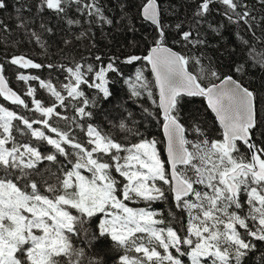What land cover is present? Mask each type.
Segmentation results:
<instances>
[{
	"label": "snow or ice",
	"instance_id": "1",
	"mask_svg": "<svg viewBox=\"0 0 264 264\" xmlns=\"http://www.w3.org/2000/svg\"><path fill=\"white\" fill-rule=\"evenodd\" d=\"M214 4L222 6L218 11L227 21L220 27L234 25L253 38L259 30V39L264 41V0H198L193 13L197 27L207 21ZM7 7V0H0V10ZM37 7L64 17L75 8L113 23L99 0H39ZM23 8L16 9L17 26L22 28L26 26ZM140 14L155 27L158 38L146 55H129L124 63L146 62L153 80L140 68L127 83L136 98L146 94L152 99L153 88L158 90L167 159H162L156 140L141 138L122 144L88 122L93 116L90 107L114 95L109 81L110 73L119 72L114 62L98 69L90 64L86 69L81 64L64 68L69 80L63 84L66 96L51 82L39 80V86L55 98L53 106L32 100L39 119L0 107V264H81L84 249L75 246L74 238L87 221L101 215L99 236L92 239L110 237L123 250L119 264H185V257L190 264H242L256 247L253 241L264 242V140L260 144L255 140L257 133L264 137V117L257 108L256 91L245 86L242 77L235 78L245 73V66L233 62L222 73L209 61L206 69L201 66L194 74L189 66L193 62L201 65V57L186 56L166 45L168 32L159 0H145ZM79 22L67 19L70 25ZM208 27L220 35V27ZM0 29L9 30L2 20ZM176 29L179 41L186 45L208 43L198 31L184 30L181 24ZM236 35L243 45L251 44L239 32ZM259 62L264 65V57ZM10 63L22 69L43 67L24 56H13ZM3 73L0 65V97L28 109L29 104L8 86ZM18 79L28 82L39 77L21 74ZM82 86L97 90L98 98L90 99ZM35 92L29 87L27 96L34 97ZM185 97L206 100L223 130L222 139H211L199 123L185 126L180 113ZM57 107H71L74 115L62 116ZM53 117L63 119L65 128L53 126ZM34 124L43 125L44 130ZM73 126L86 135V143L72 134ZM120 128H125L123 122ZM189 130L196 134L194 140L187 138ZM127 131L140 135L132 128ZM17 133L46 143L52 150L45 153L34 144L21 143ZM44 162L57 166L59 174L45 169L56 177L55 184L44 179ZM169 194L187 216L186 224L181 223L182 217L176 218L180 228L165 225L151 210L152 202L167 199ZM134 200L145 201L148 207H129L126 201Z\"/></svg>",
	"mask_w": 264,
	"mask_h": 264
},
{
	"label": "trees",
	"instance_id": "2",
	"mask_svg": "<svg viewBox=\"0 0 264 264\" xmlns=\"http://www.w3.org/2000/svg\"><path fill=\"white\" fill-rule=\"evenodd\" d=\"M99 2L104 15L113 21L112 24L104 23L99 17H90L77 12L75 8L69 11L67 17H64L51 10L41 12L37 7L39 0H7L8 7L0 10V20L9 29L8 31L0 29V64L4 68L3 74L9 85L23 96L25 102L29 104V108L9 106L1 99L0 107H6L30 119H39L40 115L35 113L32 100L39 99L45 106H53L55 99L47 89L39 86V80L51 82L66 96V92H63V84L68 83L69 80L64 68L81 64L86 69L90 64L94 69H98L101 66H106L109 62H114L119 69V72L109 74L110 88L114 95L108 100L100 99L97 107H90L89 110L93 112V116L88 122L99 127L104 133L122 144L136 143L141 138L156 140L161 157L165 159L162 119L158 108L156 89L153 88L152 99H149L146 94L136 98L131 96L127 83L129 79L134 80L135 73L140 68H143L145 76L150 81L153 80L149 67L144 61H137L131 65L124 63L125 58L129 55L141 57L146 55L149 47L154 45V39L158 38L155 27L144 21L140 15L141 5L145 0H99ZM159 2L163 9V18L168 32L166 45L186 56L201 57V65H196L193 62L189 66V71L194 74L199 73L201 66L206 69L209 61L222 73L228 72V65L233 62L243 64L245 73H237L235 78L242 77L245 86L256 91L257 108L260 115L264 117V65L259 62L261 57H264V41L259 39L260 31L257 30L256 38H253L250 32L234 25H228L227 28L220 27L227 24V21L218 11L222 7L218 4L212 6L213 11L207 17V21L197 27L193 22V13L198 0H159ZM121 3L125 5L123 9ZM21 5L24 6L22 17L26 24L23 28L17 26L19 21L16 9ZM257 14H259V9ZM67 19H75L80 22L70 25L67 23ZM177 24H181L184 30L198 31L200 38L206 39L208 43L194 47L191 44L186 45L180 42L176 29ZM208 25L220 27V35L211 33ZM46 29H51V31ZM33 32L39 37V41L36 36L32 35ZM236 32H239L244 39L251 41V44L243 45ZM13 56H25L42 64L43 67L38 70L20 69L17 65L10 63ZM97 56L101 58L99 61L96 59ZM49 64L53 67L49 68ZM21 74L36 76L39 79L28 82L20 81L18 76ZM89 76L91 79L94 77V73ZM29 87L36 89L34 97L27 96ZM82 88L90 99L98 98L97 90L87 88V86H82ZM153 99L156 100L155 104ZM56 103L58 104V102ZM144 109H148V112H145ZM57 111L62 116L71 117L74 115L71 107H57ZM180 113L186 127L199 123L201 127L205 128L211 139H222V131L203 98L185 97L181 101ZM193 116L197 117V120L191 119ZM122 122L125 124L124 129L120 128ZM51 123L53 126L65 128L63 119L53 117ZM80 123H84V121H80ZM34 127L44 130L43 125L34 124ZM128 128L138 131L140 135H132L127 131ZM48 134L54 136V134ZM72 134L81 143H86L87 137L79 128L73 126ZM186 135L189 140L196 138V134L191 130ZM17 140L21 143L34 144L45 153L52 150L51 146L46 143L42 144L30 136H21L17 133ZM255 140L260 144L264 137L257 133ZM61 159L63 158L61 157ZM49 167L51 172L59 174L57 166L50 165L49 162H44L41 165V173L49 183L55 184L56 177L45 170ZM167 187V185L164 186L166 190ZM171 199L169 194L167 199L152 202L151 210L156 211L162 205V211L166 215L169 214L172 202H174ZM126 203L129 207L140 205L148 207V203L145 201L139 203L126 201ZM100 219L101 216H98L87 221L79 235L74 238L75 246L84 249L81 264H92L93 261H99L100 264H119V255L124 254L123 250L118 249L110 237L92 239L93 236H99ZM167 219L165 218V225L170 224V220ZM182 221L181 223H183ZM253 243L256 247L248 252L242 264H264V242L253 241Z\"/></svg>",
	"mask_w": 264,
	"mask_h": 264
},
{
	"label": "flooded vegetation",
	"instance_id": "3",
	"mask_svg": "<svg viewBox=\"0 0 264 264\" xmlns=\"http://www.w3.org/2000/svg\"><path fill=\"white\" fill-rule=\"evenodd\" d=\"M172 200L174 199L172 198L171 201ZM159 210H160V213H157L158 219H163L165 221V218H168L170 220L171 226L177 227L179 225L177 223V219H176L177 217H182V220H183L182 222L186 224V219H187L186 213L180 212V210H178L175 207V202H172V206H171L169 214L166 215V213L162 211V205H160Z\"/></svg>",
	"mask_w": 264,
	"mask_h": 264
},
{
	"label": "water",
	"instance_id": "4",
	"mask_svg": "<svg viewBox=\"0 0 264 264\" xmlns=\"http://www.w3.org/2000/svg\"><path fill=\"white\" fill-rule=\"evenodd\" d=\"M141 11V10H140ZM141 15V14H140ZM142 17V16H141ZM142 19H143V17H142ZM144 20V19H143ZM145 21V20H144ZM148 23H150L151 24V22H149V21H147ZM153 45H151L150 47H149V49L152 47ZM168 47H170L169 45H167ZM172 48V47H171ZM148 49V50H149ZM174 51H177V50H175L174 48H172ZM178 52V51H177ZM25 57V56H24ZM25 58H27V57H25ZM29 59V58H28ZM33 62H35V61H33ZM35 63H37V62H35ZM1 65V64H0ZM19 67V66H18ZM149 67V70H150V66H148ZM20 68V67H19ZM22 69V68H21ZM29 70H38V69H29ZM151 72V71H150ZM152 75V74H151ZM152 78H153V76H152ZM6 79V78H5ZM6 81H7V79H6ZM8 82V81H7ZM8 86L13 90V91H15V92H17L14 88H12L10 85H9V83H8ZM156 93H157V102L159 101V96H158V90H156ZM17 94L18 95H21L19 92H17ZM22 97V96H21ZM1 98V100L2 101H4L5 103H7L8 105H13L10 101H6V100H4V98L3 97H0ZM23 98V97H22ZM24 99V98H23ZM205 101V104H206V106H207V102H206V100H204ZM16 106V105H15ZM210 112H211V110L210 109H208ZM159 111H160V115H161V119H162V135H163V139H164V157H165V160L167 159V152H166V138H165V136H164V132H163V114H162V110H160L159 109ZM212 115L214 116V119H215V114L214 113H212ZM216 123L218 124V126L220 127V125H219V123H218V121H216ZM221 129V128H220ZM221 131L223 132V130L221 129Z\"/></svg>",
	"mask_w": 264,
	"mask_h": 264
},
{
	"label": "rangeland",
	"instance_id": "5",
	"mask_svg": "<svg viewBox=\"0 0 264 264\" xmlns=\"http://www.w3.org/2000/svg\"><path fill=\"white\" fill-rule=\"evenodd\" d=\"M261 104H262V102H261ZM263 104H264V95H263ZM163 159V158H162ZM85 174H87V173H85ZM131 202H135V203H139V202H141V200H134V201H131ZM141 206L142 205H140V206H137V207H133V208H141ZM132 207V206H131ZM246 210V209H245ZM155 212H157V213H160V210L159 209H157ZM104 217L101 215V219H103ZM158 218V217H157ZM100 219V220H101ZM174 227V226H173ZM181 226H177V227H174V228H180ZM161 251H162V249H161ZM174 251V250H173ZM134 254V253H133ZM175 254V253H174ZM135 255H138V254H135ZM184 260H185V264H190V261L185 257L184 258Z\"/></svg>",
	"mask_w": 264,
	"mask_h": 264
}]
</instances>
